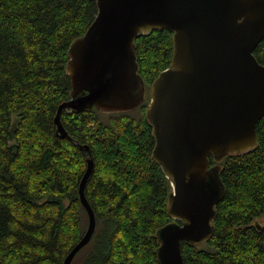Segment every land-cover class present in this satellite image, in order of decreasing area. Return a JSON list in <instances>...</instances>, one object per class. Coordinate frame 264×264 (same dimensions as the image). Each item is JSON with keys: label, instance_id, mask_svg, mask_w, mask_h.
Wrapping results in <instances>:
<instances>
[{"label": "trees", "instance_id": "trees-1", "mask_svg": "<svg viewBox=\"0 0 264 264\" xmlns=\"http://www.w3.org/2000/svg\"><path fill=\"white\" fill-rule=\"evenodd\" d=\"M98 13L94 0H0V264H63L85 234L88 215L79 186L89 152L85 193L96 231L72 264H159L157 231L169 215L172 185L153 158L147 119L153 81L172 60L173 33L155 29L135 40L147 90L126 112L65 109L72 139L57 134L59 105L71 98L66 72L71 43ZM264 64V39L254 51ZM258 144L215 159L226 193L214 234L183 243L186 264H264V116Z\"/></svg>", "mask_w": 264, "mask_h": 264}, {"label": "water", "instance_id": "water-1", "mask_svg": "<svg viewBox=\"0 0 264 264\" xmlns=\"http://www.w3.org/2000/svg\"><path fill=\"white\" fill-rule=\"evenodd\" d=\"M98 13L70 45L66 72L71 98L55 116L56 132L72 139L62 112L97 108L126 112L146 99L135 40L155 29L173 33L170 66L153 81L147 119L153 158L172 185L169 215L157 231L159 264H186L183 243L201 245L214 234L216 206L226 193L221 159L253 150L264 116V64L254 51L264 39V0H94ZM89 152L79 196L85 234L65 257L72 264L89 244L97 219L85 188L94 169ZM258 227L262 225L256 222Z\"/></svg>", "mask_w": 264, "mask_h": 264}, {"label": "rangeland", "instance_id": "rangeland-1", "mask_svg": "<svg viewBox=\"0 0 264 264\" xmlns=\"http://www.w3.org/2000/svg\"><path fill=\"white\" fill-rule=\"evenodd\" d=\"M257 222H259L260 224H263V226H264V214L261 215V216L258 218V221H257Z\"/></svg>", "mask_w": 264, "mask_h": 264}]
</instances>
